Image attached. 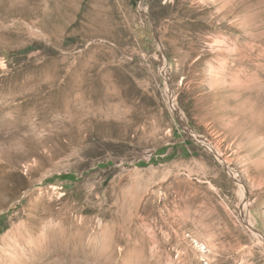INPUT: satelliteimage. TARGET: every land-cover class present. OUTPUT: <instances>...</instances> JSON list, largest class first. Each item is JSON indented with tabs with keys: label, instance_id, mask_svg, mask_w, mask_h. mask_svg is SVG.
Listing matches in <instances>:
<instances>
[{
	"label": "rangeland",
	"instance_id": "1",
	"mask_svg": "<svg viewBox=\"0 0 264 264\" xmlns=\"http://www.w3.org/2000/svg\"><path fill=\"white\" fill-rule=\"evenodd\" d=\"M0 264H264V0H0Z\"/></svg>",
	"mask_w": 264,
	"mask_h": 264
},
{
	"label": "trees",
	"instance_id": "2",
	"mask_svg": "<svg viewBox=\"0 0 264 264\" xmlns=\"http://www.w3.org/2000/svg\"><path fill=\"white\" fill-rule=\"evenodd\" d=\"M63 177H66L68 179H73L75 176L70 174H65Z\"/></svg>",
	"mask_w": 264,
	"mask_h": 264
}]
</instances>
